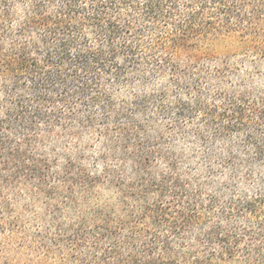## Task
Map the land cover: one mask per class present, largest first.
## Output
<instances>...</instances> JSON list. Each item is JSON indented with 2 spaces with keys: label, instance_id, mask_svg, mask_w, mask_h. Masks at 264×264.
Returning a JSON list of instances; mask_svg holds the SVG:
<instances>
[{
  "label": "trees",
  "instance_id": "16d2710c",
  "mask_svg": "<svg viewBox=\"0 0 264 264\" xmlns=\"http://www.w3.org/2000/svg\"><path fill=\"white\" fill-rule=\"evenodd\" d=\"M264 0H0V264H264Z\"/></svg>",
  "mask_w": 264,
  "mask_h": 264
},
{
  "label": "rangeland",
  "instance_id": "374dc122",
  "mask_svg": "<svg viewBox=\"0 0 264 264\" xmlns=\"http://www.w3.org/2000/svg\"><path fill=\"white\" fill-rule=\"evenodd\" d=\"M258 84L264 86V81L261 80Z\"/></svg>",
  "mask_w": 264,
  "mask_h": 264
}]
</instances>
